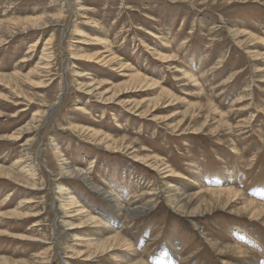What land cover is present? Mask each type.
<instances>
[{"label":"rangeland","instance_id":"374dc122","mask_svg":"<svg viewBox=\"0 0 264 264\" xmlns=\"http://www.w3.org/2000/svg\"><path fill=\"white\" fill-rule=\"evenodd\" d=\"M44 16L52 24L25 25ZM24 161L33 179L0 175V258L264 263V213L246 207L264 204V0H0V168L17 173ZM70 166L125 203L152 207L132 221L112 216L130 249L74 257L72 234L92 241L106 230L67 223L111 221L112 212L62 177ZM217 187L242 197L222 209L226 195L217 202L207 191ZM191 195L192 208L211 204L209 215L169 201Z\"/></svg>","mask_w":264,"mask_h":264},{"label":"bare ground","instance_id":"6f19581e","mask_svg":"<svg viewBox=\"0 0 264 264\" xmlns=\"http://www.w3.org/2000/svg\"><path fill=\"white\" fill-rule=\"evenodd\" d=\"M53 21H54V19L49 18L48 16H44V17H42L41 19H38V20H28L27 22H25V25L36 26V28H38V27L44 28V27H47L48 25L52 24ZM17 24H21V23H17ZM25 29L27 30V29H33V28L31 27V28H25ZM75 32H76L75 36L83 35V32L80 31L79 29H76ZM49 43H50V39L48 40L46 45H48ZM44 51H47L46 48H45ZM49 54H47V55H49ZM97 59H99V58H96V60ZM108 61H109V59H108ZM42 64H44V63H42ZM33 121H34V119H33ZM27 127H28L27 130L36 131V128L33 127V124L29 123L27 125ZM25 129L26 128H24V130L23 129L22 130L21 129L18 130L15 133L16 136H11V137L18 138L21 134H23L24 131H26ZM28 142L29 141H27L26 143H28ZM53 150L56 151L57 150V146H54ZM54 153H56V152H54ZM55 158H56L57 161L60 160V156H58L57 154L55 155ZM16 164H18V166H20V170H18L17 173L15 172V170L13 168H9V169L0 168V175H4L3 177H5V178H10L11 177V179L14 178V176L16 175L17 177H20L19 180L20 179H24V181L27 180V177L30 178V179L34 178L35 171L33 170V167H30L29 165L25 164V161L22 164L21 163L19 164V162H17ZM30 164H31V162H30ZM61 173H62V177H74L75 179L80 181L84 186H86L89 190H91V191H93L95 193H98V195L103 200H105L107 202L109 201L108 202L109 203V209H110V212H112V214H109V216H108V218L111 219V221L110 220L109 221H103L102 219H97L96 220L95 218H93V217L89 216V214H87V215L83 216V220H81V222L79 224H73L71 222L67 223V225H68L67 231H76V230H79V229H82V228L95 229V231H98L99 228H103L104 230H106L105 234H99L98 236H95V239L92 240V241H87V238H84L83 234H76V233L72 234L71 241L75 244L73 246L76 249V250L74 249V257H76V259H82V261H84V262H91L94 259H96L97 256L110 255L113 252L116 253V251L117 252H122V251H127L128 249H130V245L128 244V241L125 240L124 238H122L118 233H116L113 230V227H114L113 225H115L114 224L115 222L112 220L113 219L112 216L114 214L115 215L120 214V215H123L124 217H126V220L128 219L129 221H132V219H136L138 217H142V215L148 214L149 211L152 210V207H149L148 205H140V206H134L133 207V206H131V204L125 203L124 200L119 199L117 196H115L111 192H108L104 188H102L100 186H96L95 184L91 183L90 182V178L88 177V174L86 173V171H84L82 169H77V168H74V167L70 166V167H68V170L66 169L65 173H63V172H61ZM24 177L26 178V180H25ZM167 177L174 178V177H177V176L169 174ZM65 189L66 188H64L61 184H59V187H58L57 190H58L59 194H62V192ZM207 191H209V194L211 195V197L216 198L215 200L217 202L219 201L221 195L222 196L226 195L227 199H225V201L223 203V206L221 207L222 209H226L227 208L230 199L236 198L238 195H239V197H242L241 194H239V192H237L236 190H234L232 188H225V187L208 188ZM58 192H57V194H58ZM193 197L194 196L191 195V196L187 197L188 198L187 200H183V199L178 200L174 196L173 198H170L169 201L171 203H175L180 210L185 211L186 213H189L191 215L192 214L193 215L197 214L200 217H205L206 215H209L210 211H211V208H210L211 204H208V203L200 204L196 208H194V207L192 208V204H193L192 199H193ZM61 199H63V198H61ZM5 200H7V199H5ZM246 200L247 199L245 197L242 198L243 202L246 201ZM73 202L75 204L74 197H71V201L70 200L66 201L64 199L62 200V204L67 203V204L72 205ZM29 203L30 202H27V201H24V203L20 202L19 206H22V204L28 205ZM202 203H204V202H202ZM246 204H247L246 205L247 208L253 207V208H257L259 210V212L257 214H255V215H253V216H258V215L261 216V214L264 213V204H259V203L253 202L252 200H250V201L247 200ZM24 205L22 207H24ZM65 207H66V205H64L63 210L66 209ZM15 210L16 211H14V212L8 213L7 214V215H9L8 217L14 216V215L15 216H19L20 213H19L18 209H15ZM82 213L83 212L80 209L76 210L74 216H80V215H82ZM63 217H65V215H62V218ZM70 217H73V216H70ZM263 217H264V215H263ZM84 241L85 242L87 241V243H83ZM241 248H242L241 246H237L236 250H239L241 253H244V251ZM0 264H18V263L14 262V261L10 262L6 258H0ZM123 264H145V263H143V261H140V260H137V261L129 260V261L123 262ZM247 264H264V263L260 262V261H252L251 260Z\"/></svg>","mask_w":264,"mask_h":264}]
</instances>
